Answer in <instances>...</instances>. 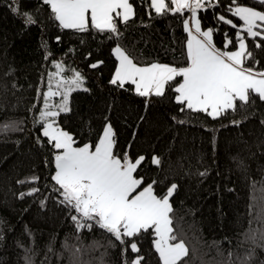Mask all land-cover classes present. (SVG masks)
Segmentation results:
<instances>
[{
	"label": "trees",
	"instance_id": "trees-1",
	"mask_svg": "<svg viewBox=\"0 0 264 264\" xmlns=\"http://www.w3.org/2000/svg\"><path fill=\"white\" fill-rule=\"evenodd\" d=\"M129 1L134 15L127 23L114 16L119 35L113 36L91 27L62 29L44 0H0V128L8 126L0 131V264H25V248L32 249L33 264H129L137 255L114 239L110 246L109 235L98 228L78 232L71 220L74 211L60 203L59 186L51 178L57 150L37 123L47 73L58 56L66 72L75 66L82 73L85 87L70 93L69 111L56 117L57 126L73 136L75 145L93 147L109 124L116 156L145 157L135 173L144 185L155 180L161 196L177 186L170 199L172 227L189 249L187 264H264V221L258 219L264 190V101L253 95L249 104L237 102L235 111L212 119L181 111L174 92L181 77L166 86L163 96L142 97L131 83L112 84L114 46L139 66H187L183 20L188 12L157 15L150 0ZM213 3L198 11L201 28L213 30L219 50L233 51L237 29L217 17L232 19L238 28L242 22L227 11L232 0ZM237 3L264 12L258 0ZM25 14L32 23H25ZM226 40L233 41L228 48ZM246 44L253 58L244 66L264 71V41L246 37ZM153 157L160 159L159 166ZM33 177L35 183H18ZM34 187L39 192L21 198ZM252 232L255 240L248 238ZM153 239L149 232L127 241L137 243L138 255L145 257L142 264H159Z\"/></svg>",
	"mask_w": 264,
	"mask_h": 264
},
{
	"label": "snow or ice",
	"instance_id": "snow-or-ice-1",
	"mask_svg": "<svg viewBox=\"0 0 264 264\" xmlns=\"http://www.w3.org/2000/svg\"><path fill=\"white\" fill-rule=\"evenodd\" d=\"M258 2L264 5V0ZM44 3L50 6L62 29L81 32L91 27L118 36L117 20L113 14L120 17L123 23H127L134 15L129 0H44ZM170 5L166 0H151V8L157 15L169 10L172 14L190 13V19L183 20L187 33V66L177 68L152 63L140 67L117 46L113 52L119 64L110 82L118 87L131 83L142 97L163 96L166 86L181 77L182 82H177L174 87L177 94L175 101L183 106L181 111L186 108L192 112L206 113L212 119L220 118L229 110L235 111L237 102H240L241 107L249 104L253 95L264 101V71L244 66L246 61L253 58L246 37L253 40L259 37L264 41V12L240 6L237 0H232L227 11L238 18L242 26L238 28L232 19L223 15L217 17L218 21L237 29L236 50L222 51L213 43V30H202L197 15L200 10L214 7L213 0H170ZM13 11L18 9L13 8ZM32 22L31 16L27 15L25 23ZM232 43V40H226L224 47L228 48ZM261 46L257 41L256 47ZM55 69V73L49 77L48 91L42 93L44 107L39 112L37 123L41 124L42 136L57 150L54 157L55 175L51 178L59 186L56 191L62 197L60 203L75 213L71 215V220L76 230L79 232L86 228L93 231L98 228L109 235L110 246H115L112 243L114 239L126 245V248L130 247L131 252L137 255L129 264H142L145 257L138 255L140 249L135 241L130 244L127 241L151 232L159 264H187L185 258L189 255V249L172 227L173 206L170 199L177 186L171 185L162 196L154 190L155 180L144 186V178L137 177L135 173L145 157L140 156L133 162L128 153L122 158L116 156L114 133L110 125L105 126L94 150L88 144L74 147L73 136L57 126L56 117L69 111V95L81 88L83 79L78 71L71 78H64V69L59 63ZM55 96L62 98L61 103H49ZM232 123L240 122L234 120ZM261 123L264 124V121ZM7 127L3 126L0 131L7 130ZM152 163L159 166L161 161L153 157ZM36 179L33 177L30 181L18 183H35ZM37 192L39 189L34 187L27 193H21V198ZM258 204V219L264 221V190L261 191ZM248 238L255 240L256 233H249ZM261 239H264V234H261ZM64 247L71 248L67 244ZM24 250L25 264H33L32 249Z\"/></svg>",
	"mask_w": 264,
	"mask_h": 264
},
{
	"label": "rangeland",
	"instance_id": "rangeland-1",
	"mask_svg": "<svg viewBox=\"0 0 264 264\" xmlns=\"http://www.w3.org/2000/svg\"><path fill=\"white\" fill-rule=\"evenodd\" d=\"M130 2V1H129ZM166 2L168 3V0H166ZM169 7H171V6H169ZM117 11H121V10H117ZM113 16H115V13L113 14ZM186 19H190V13L188 12V15H187V18ZM205 30H208V29H205ZM115 47H117V46H114L113 47V49L115 48ZM120 47V46H119ZM113 49H112V51H113ZM123 50V49H122ZM236 50V49H235ZM114 53V52H113ZM117 60V59H116ZM57 63H59V64H61L62 66H63V69H64V71H63V73H62V76L64 77V78H71L72 77V75H73V73L74 72H79L80 74H81V77H82V79H84L83 78V75H82V73L75 67V66H73V67H71L70 68V70H69V72H66V70H67V66H66V64L63 62V60H62V58L60 57V56H58V57H55L53 60H52V62H51V67L49 68V70H48V73H47V77H46V83H45V87H44V89H43V91H42V93L43 92H46V91H48V85H49V77H50V75L51 74H53V73H55V71H56V69H55V65L57 64ZM118 64H119V61L117 60V62H116V67L118 66ZM152 64V63H151ZM151 64H148V65H143V66H140V67H145V66H150ZM159 64H162V63H159ZM164 65H167V64H164ZM138 66V65H137ZM170 66V65H169ZM116 67H115V70H116ZM186 67V66H185ZM180 68V67H179ZM115 70H114V73H115ZM113 73V74H114ZM112 77H113V75H112ZM178 82H182V78H180V80L178 81ZM53 84H55V81L53 80ZM135 86V85H134ZM176 86H177V84H176ZM85 87V84H84V82H83V84H82V86H81V88H84ZM61 97L60 96H55V97H52L51 99H50V101H49V103H51V104H59V103H61ZM41 105H40V109H39V112H40V110H42L43 109V107H44V102H43V99H42V96H41V103H40ZM39 112H38V116H39ZM107 125H109V124H106L105 126H107ZM105 126H104V128H105ZM104 128H103V130H104ZM63 129V128H62ZM63 130H65V129H63ZM103 130H102V132H101V134H100V136H99V138L102 136V134H103ZM66 131V130H65ZM68 132V131H67ZM69 133V132H68ZM70 134V133H69ZM99 138H98V141H99ZM98 141L96 142V143H98ZM83 145H85V144H81V145H73L74 147H82ZM96 145V144H95ZM94 145V146H95ZM94 146L92 147V149L94 150ZM57 154V152L55 153V155ZM55 157V156H54ZM133 162L135 161V160H132ZM54 175H55V173H54ZM144 186H147V185H144Z\"/></svg>",
	"mask_w": 264,
	"mask_h": 264
},
{
	"label": "crops",
	"instance_id": "crops-1",
	"mask_svg": "<svg viewBox=\"0 0 264 264\" xmlns=\"http://www.w3.org/2000/svg\"><path fill=\"white\" fill-rule=\"evenodd\" d=\"M169 2H170V0H168ZM150 2H151V0H150ZM240 6H242V5H240ZM254 10H256V9H254ZM258 11V10H257ZM139 66V65H138Z\"/></svg>",
	"mask_w": 264,
	"mask_h": 264
}]
</instances>
